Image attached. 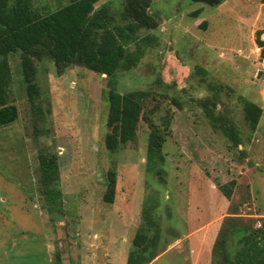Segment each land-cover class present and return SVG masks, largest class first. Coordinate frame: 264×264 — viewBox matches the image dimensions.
Returning <instances> with one entry per match:
<instances>
[{
  "label": "rangeland",
  "instance_id": "rangeland-1",
  "mask_svg": "<svg viewBox=\"0 0 264 264\" xmlns=\"http://www.w3.org/2000/svg\"><path fill=\"white\" fill-rule=\"evenodd\" d=\"M106 1L118 22L126 23L124 0ZM68 2L33 0L41 12ZM151 12L161 26L139 31L145 54L135 67L116 75L115 88L147 91L144 111L155 108L159 125L171 112L163 162L149 161L151 128L144 120L136 142L114 152L106 148L111 85L105 74L80 65L59 70L42 60L41 97L31 102L21 56L10 55L12 100L20 115L0 128V264H127L147 215L161 228L157 248L166 247L154 264H213L214 242L233 209L246 221L264 216V59L255 41L256 30L264 28V3L153 0ZM205 70L228 86L222 95L243 132L241 157L189 100L207 87ZM242 97L263 107L252 138ZM48 149L58 154L61 166V196L53 204L39 180L38 155ZM109 169L117 171L112 203L103 200ZM221 185L233 188L231 199Z\"/></svg>",
  "mask_w": 264,
  "mask_h": 264
},
{
  "label": "trees",
  "instance_id": "trees-1",
  "mask_svg": "<svg viewBox=\"0 0 264 264\" xmlns=\"http://www.w3.org/2000/svg\"><path fill=\"white\" fill-rule=\"evenodd\" d=\"M193 1L217 6L225 0ZM261 2L264 3V0ZM152 4L153 0H124L122 19L126 23H119L116 13L106 0H69L59 8L46 12L37 9L33 0H0V128L14 123L20 115L18 105L12 100L11 54L21 56L23 84L31 102L41 97L38 62L51 60L59 70L70 65H80L105 74L111 85L106 93L109 103L106 148L114 152L136 142L140 122L144 120L151 128L149 161L158 157L163 162V146L171 131V112H166L159 125L153 118L155 108L149 112L144 111L147 91L120 92L115 88L116 75L135 67L145 54L144 47L139 44V31L145 28L157 30L161 26V20L151 12ZM198 13L199 10L194 12L195 15ZM263 34L264 28L256 30L255 41L262 59ZM131 43L138 45L131 49ZM204 74L202 79L208 83L207 87L201 86L189 100L201 110L214 130L229 139L241 157L240 154H245L243 132L222 95L228 86L219 78L208 77L206 70ZM183 91L186 92V89ZM173 100L182 107L179 99ZM242 102L244 119L252 138L261 121L263 107L246 97H242ZM240 145H244V148H240ZM38 157L42 193L49 204L56 203L61 196L58 188L61 167L59 156L48 149L40 150ZM156 172L163 178L161 167ZM221 189L228 199L232 198V187L221 185ZM116 190L117 171L109 169L103 200L112 203ZM151 206L154 208V205ZM147 210L153 211L150 208ZM239 213L238 208L233 209L231 215L225 218L214 242L213 264H264V216L259 219L250 217L246 221ZM147 216L149 219L145 227L137 231L133 238L127 264H154L156 258L166 250V247L162 251L157 248L161 228L152 215ZM257 221H260V225L255 226Z\"/></svg>",
  "mask_w": 264,
  "mask_h": 264
},
{
  "label": "water",
  "instance_id": "water-1",
  "mask_svg": "<svg viewBox=\"0 0 264 264\" xmlns=\"http://www.w3.org/2000/svg\"><path fill=\"white\" fill-rule=\"evenodd\" d=\"M262 73V71H260L259 75ZM52 264H58L57 262H52Z\"/></svg>",
  "mask_w": 264,
  "mask_h": 264
},
{
  "label": "crops",
  "instance_id": "crops-1",
  "mask_svg": "<svg viewBox=\"0 0 264 264\" xmlns=\"http://www.w3.org/2000/svg\"><path fill=\"white\" fill-rule=\"evenodd\" d=\"M263 35H264V34H263ZM51 262H54V261L51 260Z\"/></svg>",
  "mask_w": 264,
  "mask_h": 264
}]
</instances>
